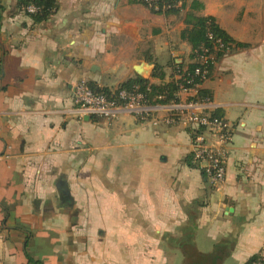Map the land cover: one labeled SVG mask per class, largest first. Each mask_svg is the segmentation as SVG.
Wrapping results in <instances>:
<instances>
[{"label":"crops","instance_id":"1","mask_svg":"<svg viewBox=\"0 0 264 264\" xmlns=\"http://www.w3.org/2000/svg\"><path fill=\"white\" fill-rule=\"evenodd\" d=\"M35 22L0 0V264H247L264 249V0H186L158 14L138 0H56ZM202 7H193V2ZM188 13L234 44L197 88L231 126L226 178L189 164L190 126L77 118L85 80L164 85L193 62ZM238 44H243L239 46ZM144 66L147 76L136 72Z\"/></svg>","mask_w":264,"mask_h":264},{"label":"built area","instance_id":"2","mask_svg":"<svg viewBox=\"0 0 264 264\" xmlns=\"http://www.w3.org/2000/svg\"><path fill=\"white\" fill-rule=\"evenodd\" d=\"M150 2L152 7V0ZM159 9V6H155ZM26 11L35 13L37 8L29 6ZM215 54L208 53L200 57V62L205 65L203 70L198 69L197 75L208 80L209 60L214 61ZM204 103L188 102L186 104L172 103L169 105H148L144 103L143 96L128 90H120L116 99H110L105 94H98L91 89L85 80L75 84L73 89V112L77 118L83 120L89 118H116L120 112H128L140 120L151 119L154 125H158V115L166 113L165 123L175 125L185 122L190 128H203L200 134L192 138L193 163L200 169L210 184L217 188L226 178V145L231 141V126L225 118L214 117L207 110ZM260 263H264V249L260 255Z\"/></svg>","mask_w":264,"mask_h":264},{"label":"trees","instance_id":"3","mask_svg":"<svg viewBox=\"0 0 264 264\" xmlns=\"http://www.w3.org/2000/svg\"><path fill=\"white\" fill-rule=\"evenodd\" d=\"M139 3L149 8L150 2L146 0H138ZM186 0H152V7L150 10L158 14H167L177 12L185 6ZM158 5L159 9L155 6ZM19 8L29 14L35 22H42L47 20L52 14H54L58 9V3L56 0H18ZM29 6H34L37 8L35 13H28L26 9ZM193 7H202L199 2H193ZM3 10L0 5V12ZM185 23L187 28L182 32V39L190 43L192 46V63L187 69H183L182 65H176V75L179 78L172 79L171 82L164 85H154L150 84L148 80L141 77L130 79L123 83L117 90L112 91L108 88H99L92 83H88L92 90L98 94H105L110 99H116L117 94L120 90H128L135 93H139L143 96L144 103L154 106V105H169L172 103H180L179 92L181 90H188L192 88H197L199 85L203 84L204 80L201 75H197L196 71L198 69L203 70L205 65L200 62V57L207 55L208 53H214L215 58L209 60L208 79L211 76L212 69L214 65L233 47L234 40L222 30L216 23L213 17L209 16H196L194 14L188 13L185 18ZM243 46V44H238ZM212 100V94L204 89H199L197 95L190 98V102H210ZM214 117L222 118V115L218 112L212 113ZM203 128H190V134L192 138L195 135L200 134ZM189 164L192 167L198 169V167L193 163V154L189 156ZM202 172V171H201ZM203 173V172H202ZM204 174V173H203ZM188 264L193 262L190 259V255L187 254ZM28 260L32 264H42L39 261L33 260L28 256ZM247 264H264L260 263V256L252 258Z\"/></svg>","mask_w":264,"mask_h":264},{"label":"water","instance_id":"4","mask_svg":"<svg viewBox=\"0 0 264 264\" xmlns=\"http://www.w3.org/2000/svg\"><path fill=\"white\" fill-rule=\"evenodd\" d=\"M136 72H137L139 75L143 76V77H146V76H147V72H146L144 66H138V67L136 68Z\"/></svg>","mask_w":264,"mask_h":264},{"label":"rangeland","instance_id":"5","mask_svg":"<svg viewBox=\"0 0 264 264\" xmlns=\"http://www.w3.org/2000/svg\"><path fill=\"white\" fill-rule=\"evenodd\" d=\"M181 263H182V262H181L180 256L178 255V256H177V261H175L174 264H181Z\"/></svg>","mask_w":264,"mask_h":264}]
</instances>
